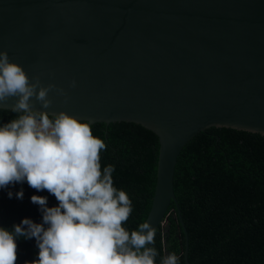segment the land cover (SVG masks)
I'll return each mask as SVG.
<instances>
[{"label":"water","instance_id":"95a60500","mask_svg":"<svg viewBox=\"0 0 264 264\" xmlns=\"http://www.w3.org/2000/svg\"><path fill=\"white\" fill-rule=\"evenodd\" d=\"M0 52L69 97L50 92L47 109L33 97L34 110L136 122L158 136L145 220L155 230L172 201L179 207L176 165L195 135L213 126L264 135V0H0Z\"/></svg>","mask_w":264,"mask_h":264},{"label":"trees","instance_id":"16d2710c","mask_svg":"<svg viewBox=\"0 0 264 264\" xmlns=\"http://www.w3.org/2000/svg\"><path fill=\"white\" fill-rule=\"evenodd\" d=\"M22 113L0 108V126ZM84 121V120H81ZM94 137L107 145L100 153L101 168L114 166V187L125 191L132 212L123 226L138 230L152 206L160 142L143 125L131 121L91 124ZM23 189V199L16 193ZM174 201L169 219L155 230L156 264L171 253L185 259L188 231L190 264H264V135L232 127H209L182 149L175 170ZM9 191L14 195L10 199ZM47 197L48 207L58 206L47 190L37 191L27 182L0 189V227L14 230L24 218L42 223L39 205L32 196ZM17 264L38 259L35 238L20 237Z\"/></svg>","mask_w":264,"mask_h":264},{"label":"clouds","instance_id":"9594fccd","mask_svg":"<svg viewBox=\"0 0 264 264\" xmlns=\"http://www.w3.org/2000/svg\"><path fill=\"white\" fill-rule=\"evenodd\" d=\"M76 82H71L75 87ZM69 97L55 84L32 82L24 68L0 52V103L17 97L12 111L22 113L0 126V189L27 182L54 195L58 206L48 207L47 197L32 196L39 205L42 223L24 218L14 230L0 227V264H17L20 237L35 238L38 259L25 264H156L155 228L149 222L129 232L123 224L132 212V201L114 187V166L101 168L105 142L93 136L90 121L65 111L49 114L33 109L35 97L44 109L49 93ZM13 193L9 191L11 199ZM23 199L21 189L15 194ZM160 264H179L175 253Z\"/></svg>","mask_w":264,"mask_h":264}]
</instances>
